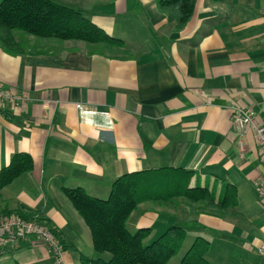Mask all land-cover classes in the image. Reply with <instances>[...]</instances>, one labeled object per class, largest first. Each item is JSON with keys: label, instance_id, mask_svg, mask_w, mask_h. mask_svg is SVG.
Masks as SVG:
<instances>
[{"label": "crops", "instance_id": "0c3cea01", "mask_svg": "<svg viewBox=\"0 0 264 264\" xmlns=\"http://www.w3.org/2000/svg\"><path fill=\"white\" fill-rule=\"evenodd\" d=\"M53 1L82 11L127 47L99 53L85 43L39 40L16 56L0 48V84L28 100L0 103V170L17 153L34 161L2 190L0 213H42L60 234L64 264H80V255L97 256L65 190L107 199L123 175L183 169L192 172L191 187L216 196L235 186L237 215L197 214L183 200L148 202L127 228L151 227L150 243L183 227L187 239L170 264H182L197 237L209 242L210 264H227L234 250L240 255L232 264H264V205L255 189L264 160L251 131L239 153L232 126L240 108L264 117V0H197L183 30L156 0ZM53 263L33 238L0 254V264Z\"/></svg>", "mask_w": 264, "mask_h": 264}, {"label": "trees", "instance_id": "16d2710c", "mask_svg": "<svg viewBox=\"0 0 264 264\" xmlns=\"http://www.w3.org/2000/svg\"><path fill=\"white\" fill-rule=\"evenodd\" d=\"M156 1L168 22L179 30H183L193 18L197 2ZM30 37L61 43L81 42L98 49L99 53L127 47L124 41L109 35L80 10L52 0H0V48L9 55H25ZM33 169L34 161L29 154H14L10 164L0 170V200L5 187ZM191 177L192 172L170 168L129 173L113 183L107 199L92 197L82 188L65 190L88 226L93 250L99 255L97 258L80 255V264H169L179 254L188 233L183 227L172 226L150 243L151 227L131 233L127 223L142 203L176 207L179 200H183L187 206L194 207L197 214L206 212L221 218L237 215L238 193L235 186L226 184L216 196L207 187H191ZM10 216L45 221L42 213L24 207H19L14 213H0V218ZM49 228L60 237L52 227ZM208 252V240L197 237L183 256L182 264H210ZM106 254L110 258L104 259ZM238 255L239 251L231 252L227 264L234 263Z\"/></svg>", "mask_w": 264, "mask_h": 264}, {"label": "built area", "instance_id": "2783aa9c", "mask_svg": "<svg viewBox=\"0 0 264 264\" xmlns=\"http://www.w3.org/2000/svg\"><path fill=\"white\" fill-rule=\"evenodd\" d=\"M7 102L11 105H26V96L18 97L9 88L0 84V103ZM233 130L238 133L239 153L245 151V135L248 131L253 133L255 142L264 160V117H259L250 108L237 109L233 114ZM255 189L259 201L264 205V175L255 182ZM33 238L36 243L46 247L58 264H64L65 251L61 241L54 231L39 221L25 220L19 216L0 218V254L28 239ZM264 254V247L260 248Z\"/></svg>", "mask_w": 264, "mask_h": 264}, {"label": "rangeland", "instance_id": "374dc122", "mask_svg": "<svg viewBox=\"0 0 264 264\" xmlns=\"http://www.w3.org/2000/svg\"><path fill=\"white\" fill-rule=\"evenodd\" d=\"M52 1H53V0H52ZM39 40H40V39L30 37L29 40H28L29 42H28L27 44H28L30 47L39 48L40 46H36V43H37V41H39ZM30 41H32L33 44H32ZM45 41H46V40H45ZM58 43H61V42H58ZM71 43H75V42H71ZM77 43L80 44L81 42H77ZM83 44H84V43H83ZM84 45H85V44H84ZM42 48H43V47H42ZM258 201H259V200H258ZM258 201H257V202H258ZM258 203H261V202L259 201ZM259 207H261L262 209H264L263 206H261V205H259ZM39 222H42V221H39ZM42 223H43V222H42ZM128 228H129V231H130L131 233H136V232L139 230V229H138L137 231H135V230L132 231L133 229H132L131 225H129V224H128ZM95 255H96L97 257H99L98 254H95ZM97 257H96V258H97ZM103 258H104V259H108V258H110V256H109L108 254H106ZM173 261H176V260L174 259ZM170 263H172V262H170ZM170 263H169V264H170ZM175 263H176V262H175ZM175 263H174V264H175ZM53 264H58L57 261H56L55 259H54V263H53Z\"/></svg>", "mask_w": 264, "mask_h": 264}]
</instances>
